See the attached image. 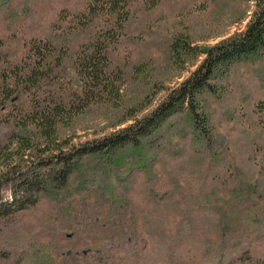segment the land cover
<instances>
[{"label":"trees","instance_id":"obj_1","mask_svg":"<svg viewBox=\"0 0 264 264\" xmlns=\"http://www.w3.org/2000/svg\"><path fill=\"white\" fill-rule=\"evenodd\" d=\"M247 1L256 7L245 29L215 44L192 45L183 34L169 37L164 45L169 52L166 56L180 69L199 63L188 76L168 88L152 110L138 115L151 106L153 100L148 92L156 95L164 85L157 78L150 80L143 97L124 103L121 88L126 76L131 73L136 79L147 77L148 70L143 60L119 62L114 58L123 22L130 13L123 0L101 1L98 5L84 0L78 24L87 27L99 14L108 13L115 16L114 26L108 25L89 43H79L80 50L73 49V43L70 50L56 46L47 51L40 38H29L27 30L18 24V9L10 4L17 5L19 0H0V11L6 14L0 26V64L9 65L12 72L0 73V107L13 100L22 88L32 89L45 80L52 81L56 69L65 63L76 68L83 83L81 92L73 87L59 89L51 104L42 96H34L27 100L22 113L9 116V131L0 144L1 152L7 154L0 169V225L43 206L46 221L65 224L77 236L102 218L113 219L117 225L123 220L134 224L145 210L134 202L133 195L142 201L159 200L160 174L171 181L167 194L180 190L179 173L185 169L174 164L177 158L188 156L194 164L219 159L223 139L217 135L215 124L229 126L228 121L238 117L252 121L255 109L264 106L262 95H256L259 87L264 89V0ZM66 13L67 10L62 14ZM59 21L60 17L56 22ZM19 39L25 40L20 51H10L8 44ZM27 52L34 54L26 57ZM14 54L22 64L11 63L16 60ZM93 99L122 105L120 119L114 124L118 128L79 143L62 137L60 124H70L72 116ZM140 178L143 182H139ZM221 199L216 205L209 195L185 198L186 220L200 206L217 214V236L221 237L219 242H208L207 258L202 264H251L253 255L231 248L229 240L245 222V215L255 216L254 211L260 209V194L242 187ZM180 227L184 229L185 225ZM51 247V243H36L31 250L22 252V258L30 264H90L83 251L62 252L54 247L52 251ZM0 252L5 257L11 253L3 245Z\"/></svg>","mask_w":264,"mask_h":264},{"label":"rangeland","instance_id":"obj_2","mask_svg":"<svg viewBox=\"0 0 264 264\" xmlns=\"http://www.w3.org/2000/svg\"><path fill=\"white\" fill-rule=\"evenodd\" d=\"M83 1L19 0L17 5L10 4V7L18 9V24L27 30L29 38H40L44 42V51L56 46L61 50H70L73 43L76 44L73 49L80 50L77 48L79 43L93 41L108 25L114 26L112 23L115 20V16L102 13L87 27L78 24L76 19L82 14ZM101 1L107 0H93L97 5ZM123 5L130 8V13L125 22L122 21L123 32L119 46L114 50V58L119 62L143 60L148 70L147 77L136 79L131 73L126 76L127 81L121 88L124 103H134L143 97L150 80L157 78L164 85L156 95L151 96L148 92L149 99L153 100L151 106L143 112L139 111L138 115L152 110L167 89L188 76L199 63L187 64L182 70L169 59L164 45L170 36L183 34L192 45L215 44L235 32L243 31L256 7L254 2L247 0H127V5L123 0ZM62 8V13L67 10L66 14L61 13ZM5 17V11H0V26L4 25ZM58 17L60 21L56 22ZM30 27L32 31H29ZM24 41H11L9 50L20 51ZM33 54L27 52L25 56ZM13 57L16 59L11 62L13 65L23 63L15 54ZM202 58L199 57L200 60ZM27 61L31 59L27 58ZM56 70L58 72L52 81L45 80L32 89L22 88L13 100H7L0 107V144L9 131V116L22 113L27 100L42 96L51 104V98L56 97L63 87H73L81 92L83 83L76 68L65 63ZM3 71L12 73L7 64H0V73ZM237 76L240 78V74ZM139 79H142L141 83ZM256 95H262L264 100V89L259 87ZM121 106L90 100L89 105L72 116L70 124L59 123V131L62 137H71L75 143L108 134L118 128L114 124L120 119ZM223 124H215L217 135L223 139L219 159H206L199 164L190 163L188 156L176 159L174 164L183 165L182 170L185 169L179 173L180 190L167 194L171 181L160 174L157 185V189L161 190L159 200L154 202L145 198L142 201L136 194L133 195L134 202L145 210L136 223L128 224L123 220L117 225L113 219L105 221L102 218L87 228L82 236H77L65 224L46 221L45 206L23 212L0 225V237H4L0 246L11 252L6 257L0 252V264H30L22 258V252L31 250L36 243H51L54 250L62 252L83 251L90 258V264H202L207 258L205 247L208 242H219L218 236L221 237L217 236V214L213 209L200 206L186 220L183 216L185 198L209 195L212 204L218 205L231 190L242 187H250L260 194L262 203L260 209L254 211L255 216L245 215V222L232 234L229 243L238 252L252 254L251 264H264V106L255 109L252 121L238 117L228 121L229 126ZM0 149L1 169L7 154L1 152L3 148ZM139 182H143L142 178ZM182 224L184 229L180 227ZM180 237V240H175Z\"/></svg>","mask_w":264,"mask_h":264}]
</instances>
